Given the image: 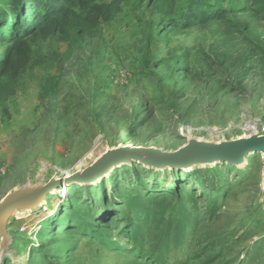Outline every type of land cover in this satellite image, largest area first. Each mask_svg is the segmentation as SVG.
Listing matches in <instances>:
<instances>
[{
    "label": "rangeland",
    "instance_id": "rangeland-1",
    "mask_svg": "<svg viewBox=\"0 0 264 264\" xmlns=\"http://www.w3.org/2000/svg\"><path fill=\"white\" fill-rule=\"evenodd\" d=\"M195 1L121 0L74 49L31 43L30 64L0 92V201L120 145L175 151L190 136L264 135V0H206L226 20L173 28ZM263 174L260 154L182 174L123 166L15 216L1 264H264ZM161 239L173 240L158 251Z\"/></svg>",
    "mask_w": 264,
    "mask_h": 264
},
{
    "label": "trees",
    "instance_id": "trees-1",
    "mask_svg": "<svg viewBox=\"0 0 264 264\" xmlns=\"http://www.w3.org/2000/svg\"><path fill=\"white\" fill-rule=\"evenodd\" d=\"M0 1V44L6 46L0 57V92L8 90L30 64L33 41L51 36L68 41L70 49H74L86 38L95 37L101 22L111 19L121 5V0L108 5L99 4L100 0H13L12 4H9L10 0ZM208 7L206 0L195 1L179 19L171 21L172 27L189 29L200 23L226 20L224 13H208ZM168 188L172 187L168 185ZM136 229L139 233L140 228L136 225L130 232ZM184 232V229L177 231L175 237L182 236ZM161 240L163 243L159 244L158 251L168 249L173 239ZM108 244L106 240L103 242L105 247ZM159 260L160 257L152 264H159Z\"/></svg>",
    "mask_w": 264,
    "mask_h": 264
},
{
    "label": "water",
    "instance_id": "water-1",
    "mask_svg": "<svg viewBox=\"0 0 264 264\" xmlns=\"http://www.w3.org/2000/svg\"><path fill=\"white\" fill-rule=\"evenodd\" d=\"M252 154H260L264 165V135L254 130L249 135L234 139L209 141L190 136L175 151L158 147L120 145L108 149L90 167L63 178H53L47 183L24 185L11 190L0 201V264L7 257L11 244L10 221L17 213L35 212L44 206L50 193L70 185L89 186L102 182L112 172L124 165L138 163L149 169H171L190 172L197 168L227 165L244 168ZM261 204L264 209V174Z\"/></svg>",
    "mask_w": 264,
    "mask_h": 264
},
{
    "label": "bare ground",
    "instance_id": "bare-ground-1",
    "mask_svg": "<svg viewBox=\"0 0 264 264\" xmlns=\"http://www.w3.org/2000/svg\"><path fill=\"white\" fill-rule=\"evenodd\" d=\"M253 155H256V154H252L251 156H253ZM251 156H250V157H251ZM250 157H249V158H250ZM248 160H249V159H248ZM133 164H134V163H133ZM124 166H129V165H124ZM116 170H117V169H116ZM153 170H156L157 172H160V171L163 172V171H167V170L174 171V170H171V169H169V168H167V169H153ZM114 171H115V170H114ZM114 171L112 172V174L114 173ZM180 172H187V171H180ZM112 174H111V175H112ZM111 175H109L108 177H110ZM108 177H107V178H108ZM100 183H101V182H99V181H98V182H94V183H92V184L89 185V186H90V187H92V186H97V185L100 184ZM56 193H57V191H56V192H53V193H50L49 197L52 196V195H55ZM49 197H48V198H49ZM46 203H47V202H46ZM40 209H41V208H40ZM28 214H29V213L20 212V213H17V214H16V217L19 218V217H22L23 215L27 216ZM31 214H32V213H31Z\"/></svg>",
    "mask_w": 264,
    "mask_h": 264
}]
</instances>
